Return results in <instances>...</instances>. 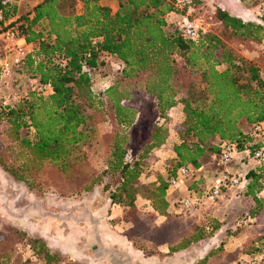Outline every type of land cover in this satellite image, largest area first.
<instances>
[{
	"label": "trees",
	"instance_id": "16d2710c",
	"mask_svg": "<svg viewBox=\"0 0 264 264\" xmlns=\"http://www.w3.org/2000/svg\"><path fill=\"white\" fill-rule=\"evenodd\" d=\"M116 2L117 9L112 10L100 0H40L14 19L15 4L0 0V30L12 28L32 46L17 67L37 84H51L53 90L41 96L33 89L8 106L0 103V138L5 145L0 148V168L41 197L46 192L42 175L54 166L70 182L85 178L87 193L103 185L104 191H110L112 204L135 212L136 200L141 198L150 203L154 214L165 217L168 180L181 167L191 165V172H197L208 153L219 156L226 143L236 144L244 162L264 147L253 138V126L264 123V78L255 63L227 46L213 30L191 41L183 38L178 27L169 29L171 14L186 16L174 0ZM214 17L225 31L251 44H259L264 37V13L260 24L243 22L220 8ZM102 55L119 63L121 78L96 91L92 73ZM138 93L155 101L158 117L164 121L177 105L184 115L176 132L179 143L173 146L175 172L146 185L139 182L144 160L166 143L169 132L164 124L153 123L140 153L127 160L128 129L140 114L139 108L127 103ZM105 123L112 129L105 168L88 177V164L76 149L88 145ZM262 162L240 176L245 195L254 202L246 224L264 215V199L258 197L264 190ZM19 235L22 246L33 253V262L0 244V264H59L65 260L42 239L24 231ZM209 236L210 232L198 228L170 244L167 253L185 250ZM220 252L215 247L195 264H208L209 256ZM247 254L264 264V243Z\"/></svg>",
	"mask_w": 264,
	"mask_h": 264
},
{
	"label": "rangeland",
	"instance_id": "374dc122",
	"mask_svg": "<svg viewBox=\"0 0 264 264\" xmlns=\"http://www.w3.org/2000/svg\"><path fill=\"white\" fill-rule=\"evenodd\" d=\"M217 8L226 11L231 16L241 18L243 22L260 24L264 0H192L188 9L179 10L189 18L198 19L206 32L213 30L227 46L255 63L264 78V37L259 44H251L225 31L215 20L214 14ZM26 12L24 11V13ZM180 18V16L174 17L170 21L169 29L177 27ZM5 58H9V53L5 45L0 44V61ZM100 61L98 68L92 73V84L96 91L105 90L121 78V66L114 58L102 55ZM196 83L197 86L200 85L198 82ZM36 85L35 79L15 67L9 79L0 81V98L8 96L15 100L27 95L29 91L35 89ZM127 104L140 109L138 120L128 129L130 144L127 160L135 158L140 153L148 140L153 123L164 124L169 132L166 143L159 149L151 151L144 160L145 165H143V173L139 182L146 185L156 181L158 176L164 179L168 178L175 172L173 146L179 143L176 132L184 118L182 106L177 105L170 109L167 112L168 119L164 121L158 117L156 103L149 96H142L138 93L132 102ZM1 129L0 126V134ZM111 130L109 123L100 125L94 139L88 145L76 149V154L84 156L88 164V177L98 174L105 168L111 145ZM4 147L3 140L0 138V148ZM239 158L240 161L235 159L227 166H220L217 154L212 155L209 152L208 157L202 160L200 170L191 172L177 187L169 189L167 196L169 209L165 217L154 214L150 203L141 198L136 200L135 212L117 205L121 212L119 221L124 224V235L132 244L133 249L146 256H158L160 260H164L166 256L179 254V264H195L215 247L222 249V252L210 255L208 264H236L244 256H253L247 253L254 252L259 242L264 243V215L254 219L253 223H245L254 207V202L251 197L245 195V189L241 186L229 187L223 190L218 197L211 194L214 180L221 172L242 177L250 168L259 166L258 162L250 157H246L245 162L241 160V156ZM260 166L264 168V163H260ZM88 177L86 178L88 179ZM42 178L45 180L46 192L43 196L38 197L23 184L15 182L0 168V244L6 248L15 249L16 252H20L24 256L23 258H30L32 262L33 253L26 246H22L23 237L19 235L22 230L9 223L11 221L7 219L6 212L2 210L3 201H5L2 196L7 193L11 195V192L17 189L14 184H19L30 194H33L35 200L46 197L47 194H55L59 200H63V204L66 198L72 196L76 199L77 204L82 205L87 197L85 194L87 192L83 190L85 178L80 179L77 183L70 182L54 166L49 167ZM96 188L100 189L101 197L109 199L110 191H104L103 185ZM258 197L264 199V190L258 193ZM185 198L192 201V207L189 210L180 211V201ZM214 227L216 229H212ZM198 228H203L206 233L210 232L211 236L185 250L174 254L167 253L170 244H175L182 236L196 232ZM62 256L65 257V260L59 264H83L73 261L65 255ZM174 263L175 259H171L169 262V264Z\"/></svg>",
	"mask_w": 264,
	"mask_h": 264
},
{
	"label": "crops",
	"instance_id": "0c3cea01",
	"mask_svg": "<svg viewBox=\"0 0 264 264\" xmlns=\"http://www.w3.org/2000/svg\"><path fill=\"white\" fill-rule=\"evenodd\" d=\"M9 1L16 6L15 19L24 11H30L40 0ZM100 1L111 9H117L115 0ZM80 8L78 5V10ZM174 15L168 19L172 20ZM253 138L256 137L253 135ZM256 140L264 144V133ZM239 156L236 155L235 159L240 161ZM14 185L17 189L11 195L2 196L5 200L2 210L11 221L9 223L32 237L42 239L52 252H59L83 264H169L171 259H175L174 264L180 262L179 254L160 260L158 256H146L134 250L124 235L123 222L119 221V206L101 197L99 188L85 193L84 204L79 205L72 196L63 204L55 194L35 200L23 186Z\"/></svg>",
	"mask_w": 264,
	"mask_h": 264
},
{
	"label": "built area",
	"instance_id": "2783aa9c",
	"mask_svg": "<svg viewBox=\"0 0 264 264\" xmlns=\"http://www.w3.org/2000/svg\"><path fill=\"white\" fill-rule=\"evenodd\" d=\"M191 0H174V6L177 9H183L190 4ZM264 13V8L262 9ZM2 16L0 14V21ZM177 27L181 31L183 38L191 41L197 40L200 35L206 31L202 23L198 19L189 18L187 15L182 17L177 22ZM0 44H4L9 53V58L0 61V81L9 79L12 76L13 68L19 66L24 60L25 56L32 50V46L20 39L12 28L0 30ZM35 91L38 95L48 96L52 93L51 84L38 83ZM2 106L10 105L14 100L8 96L0 98ZM264 133V123H259L253 126V135L257 138ZM237 155L236 144L226 143L222 146L218 156V164L220 166H227L235 160ZM254 161H264V147L256 150L252 154ZM193 170L191 165L181 167L176 176L168 180L170 189L177 187ZM241 178L236 174L228 172H221L220 175L214 180L212 188V195L218 197L223 188H232L241 186ZM192 207V201L189 198L180 201V211L189 210ZM259 257L257 256H244L238 260L236 264H259Z\"/></svg>",
	"mask_w": 264,
	"mask_h": 264
}]
</instances>
